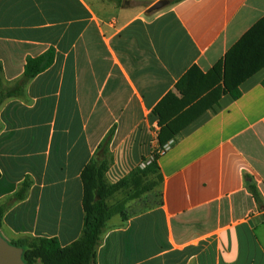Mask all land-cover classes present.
I'll return each instance as SVG.
<instances>
[{
	"label": "crops",
	"instance_id": "obj_1",
	"mask_svg": "<svg viewBox=\"0 0 264 264\" xmlns=\"http://www.w3.org/2000/svg\"><path fill=\"white\" fill-rule=\"evenodd\" d=\"M0 0L1 235L11 244L84 230L82 172L112 134L116 183L161 147L156 107L262 19L264 0ZM51 65L24 82L28 59ZM264 66L168 144L162 182L107 221L96 264H264ZM118 198V199H117ZM116 200V201H115Z\"/></svg>",
	"mask_w": 264,
	"mask_h": 264
},
{
	"label": "trees",
	"instance_id": "obj_2",
	"mask_svg": "<svg viewBox=\"0 0 264 264\" xmlns=\"http://www.w3.org/2000/svg\"><path fill=\"white\" fill-rule=\"evenodd\" d=\"M121 4L122 0H111ZM181 0H170L171 4ZM53 53V52H52ZM48 51L36 59H28L25 66L24 82L47 69L53 54ZM264 66V19L257 23L207 74L193 68L154 110L160 118L158 141L161 147L174 140L181 132L204 112L218 104L223 95L237 100L241 97L240 85ZM264 85V81H263ZM1 104V100H0ZM112 134L108 135L97 148L92 160L84 168L83 183L84 230L82 237L68 247H61L57 239L29 238L18 244L23 248L26 264H96V252L102 232L112 214L124 213V204L111 206L109 201L118 193L131 190L128 200H136L162 182L158 171V155L144 169L138 167L116 183H110L107 173L113 163L109 147ZM155 169L156 179L149 176ZM149 178V180H148ZM248 191L260 209L264 210L261 194L255 185H248ZM4 207L0 203V229Z\"/></svg>",
	"mask_w": 264,
	"mask_h": 264
},
{
	"label": "water",
	"instance_id": "obj_3",
	"mask_svg": "<svg viewBox=\"0 0 264 264\" xmlns=\"http://www.w3.org/2000/svg\"><path fill=\"white\" fill-rule=\"evenodd\" d=\"M168 4V0H161L153 5L148 12L158 11ZM23 253V248L12 245L0 233V264H26L23 260Z\"/></svg>",
	"mask_w": 264,
	"mask_h": 264
},
{
	"label": "rangeland",
	"instance_id": "obj_4",
	"mask_svg": "<svg viewBox=\"0 0 264 264\" xmlns=\"http://www.w3.org/2000/svg\"><path fill=\"white\" fill-rule=\"evenodd\" d=\"M153 160V159H152ZM156 172H155V169L153 168L152 169V172H151V174H150V176H149V178L152 180V181H154L155 179H156ZM149 178H148V180H149ZM131 194V190H129V189H127V190H125V192L123 193V195L122 196H124L125 198H128V196ZM142 197V196H141ZM118 199V198H117ZM116 201V200H115ZM114 206V205H113ZM35 264H43L42 262H41V260H37L36 261V263Z\"/></svg>",
	"mask_w": 264,
	"mask_h": 264
},
{
	"label": "built area",
	"instance_id": "obj_5",
	"mask_svg": "<svg viewBox=\"0 0 264 264\" xmlns=\"http://www.w3.org/2000/svg\"><path fill=\"white\" fill-rule=\"evenodd\" d=\"M168 149V145L163 146L162 148L159 149L158 155H163Z\"/></svg>",
	"mask_w": 264,
	"mask_h": 264
}]
</instances>
